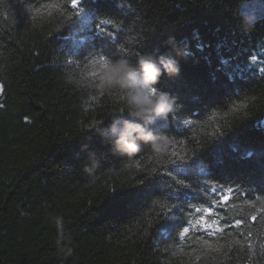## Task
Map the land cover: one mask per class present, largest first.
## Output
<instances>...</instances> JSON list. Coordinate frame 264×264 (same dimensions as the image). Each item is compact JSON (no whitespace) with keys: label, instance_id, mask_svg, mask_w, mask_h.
Listing matches in <instances>:
<instances>
[{"label":"trees","instance_id":"obj_1","mask_svg":"<svg viewBox=\"0 0 264 264\" xmlns=\"http://www.w3.org/2000/svg\"><path fill=\"white\" fill-rule=\"evenodd\" d=\"M246 1L113 0L97 22L107 20L114 42L70 54L64 37L80 27L70 0H0V264H264V74H226L253 55L264 69V15H243ZM98 53L178 63L154 86L175 98L156 126L163 151L112 147L105 130L128 106L119 89L97 87ZM173 141L197 161L177 177L190 185L187 200L168 196ZM246 151L254 155L242 159ZM211 185L239 190L215 209L221 219L204 217L223 231L181 239L200 216L193 209L211 203L201 193Z\"/></svg>","mask_w":264,"mask_h":264},{"label":"clouds","instance_id":"obj_2","mask_svg":"<svg viewBox=\"0 0 264 264\" xmlns=\"http://www.w3.org/2000/svg\"><path fill=\"white\" fill-rule=\"evenodd\" d=\"M169 43L174 44V41L170 38ZM180 54L177 51V55ZM178 72V63L171 56L161 55L153 59L141 55L135 63L123 59L108 62L97 87L101 90L119 89L128 106L127 115L114 119L105 130L116 151L134 154L139 151L141 142L151 143L158 152L164 150L166 138L156 126L173 110L175 98L166 92L154 91V86L161 75L174 76ZM54 222L62 229V217L56 216ZM68 252L70 254V249Z\"/></svg>","mask_w":264,"mask_h":264},{"label":"snow or ice","instance_id":"obj_3","mask_svg":"<svg viewBox=\"0 0 264 264\" xmlns=\"http://www.w3.org/2000/svg\"><path fill=\"white\" fill-rule=\"evenodd\" d=\"M71 7L76 11V22L80 25L77 30L76 25L72 26V35L70 37H64V39H70L72 41V46L70 49V54L79 53V51L86 47L92 46L95 47L96 40L102 41H112L114 42L115 37L112 32L106 31L108 27L107 20H102L97 22L98 8L101 5L112 3L113 0H70ZM259 3L264 5V0H259ZM85 5H87V10H85ZM242 14L245 12V9H241ZM95 23V28L92 27ZM221 45H218L220 47ZM197 49L202 51L205 45L198 43L196 45ZM186 55H192L191 52H186ZM257 57L252 56V63L244 64L243 66L237 64L231 68L230 71H226V74L231 78L236 73H246L259 71L261 74H264V69H256L255 62ZM96 61L99 63L101 69L107 67L108 61L105 59L102 53L96 55ZM220 64L227 69L229 67V60L221 57ZM90 75L95 76V73H90ZM155 91V89H154ZM254 155L252 151H246L242 159L251 158ZM264 155V154H262ZM169 162L174 165L171 169H166L165 174L171 178V183H168L167 187L169 189L168 196L169 198L180 199L181 196L187 200L192 198V193L185 189L190 188V185H186L183 179H177V177H186L190 174L192 170V164L197 163L193 161L192 164H189L183 155L180 154L176 146V142H172V147L169 150ZM264 167V166H262ZM175 186V187H174ZM237 193V199L239 198V190L232 189L231 187L225 189L220 185H211L201 189V193L207 192L211 198V203L207 207L197 206L193 209L194 213H199L200 216L197 218L195 215L192 218V221H189V226L183 229V232L180 233V238L183 239L188 235L189 231H203L207 235H215L217 231H223L219 228L218 223L212 220H205V216L216 217V221L221 219V217L215 212V209L218 207H223L224 204L228 201L229 197L233 192ZM146 194L145 189H137L132 194L133 196L139 198ZM252 220H256V217L253 216ZM194 221V222H193ZM241 220H236L232 227H239ZM174 227V225H172Z\"/></svg>","mask_w":264,"mask_h":264},{"label":"rangeland","instance_id":"obj_4","mask_svg":"<svg viewBox=\"0 0 264 264\" xmlns=\"http://www.w3.org/2000/svg\"><path fill=\"white\" fill-rule=\"evenodd\" d=\"M242 8L245 9L243 15L251 19L264 15V5L259 3V0H250L243 2L240 6V10Z\"/></svg>","mask_w":264,"mask_h":264}]
</instances>
